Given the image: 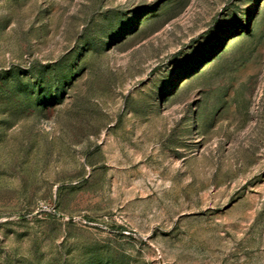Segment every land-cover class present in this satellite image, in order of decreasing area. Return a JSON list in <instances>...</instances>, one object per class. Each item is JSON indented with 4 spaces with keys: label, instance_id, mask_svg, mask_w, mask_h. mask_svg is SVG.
Segmentation results:
<instances>
[{
    "label": "rangeland",
    "instance_id": "rangeland-1",
    "mask_svg": "<svg viewBox=\"0 0 264 264\" xmlns=\"http://www.w3.org/2000/svg\"><path fill=\"white\" fill-rule=\"evenodd\" d=\"M0 264H264V0H0Z\"/></svg>",
    "mask_w": 264,
    "mask_h": 264
}]
</instances>
